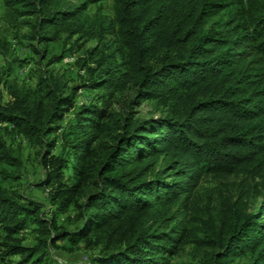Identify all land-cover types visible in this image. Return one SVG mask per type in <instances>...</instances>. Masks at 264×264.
<instances>
[{"label":"trees","instance_id":"obj_1","mask_svg":"<svg viewBox=\"0 0 264 264\" xmlns=\"http://www.w3.org/2000/svg\"><path fill=\"white\" fill-rule=\"evenodd\" d=\"M0 1L47 65L96 42L81 87L43 74L3 102L0 67V264H169L185 246L193 264H264V0ZM142 102L160 115L135 118ZM17 138L39 149L46 212L19 184ZM239 177L232 198L196 204L201 180Z\"/></svg>","mask_w":264,"mask_h":264},{"label":"rangeland","instance_id":"obj_2","mask_svg":"<svg viewBox=\"0 0 264 264\" xmlns=\"http://www.w3.org/2000/svg\"><path fill=\"white\" fill-rule=\"evenodd\" d=\"M72 4L76 5L85 0H68ZM3 15L2 3L0 1V20ZM0 35L7 39L11 46L10 53L6 57H0V67H4L9 70L3 79L1 84L2 101L6 102L7 89L12 83H17L18 85H26L32 87L40 75L53 74L59 77L61 80L66 82L68 87H81L84 83L86 74L82 69V65L91 66L87 57V50L95 47L96 42L89 41L83 44L79 52H76L72 45L66 47V52L63 55V60L47 65L50 55L41 60L39 56H36L32 50L27 46L25 40L22 39L21 35L26 33L25 29L20 31V33H15L6 29V24L0 21ZM17 37H16V36ZM81 43V42H80ZM60 49L56 48L54 50L55 54L60 53ZM90 93L87 91H81L77 95L78 104H88ZM120 110L122 108V103L116 106ZM133 115L139 120L156 118L160 115L159 112H154L153 108L149 106L147 102H142L141 105L133 109ZM72 118V113L67 114L63 117L61 124L65 126L69 120ZM10 146L21 153L22 168H21V180L19 184L24 190V194L27 198L36 200L43 207V212L48 210V204L46 201V192L44 188L38 187V183L43 179L44 173L39 167V149L31 148L27 145L25 141L21 138L15 139L13 142L9 143ZM58 149V146H56ZM57 149H54L52 153L56 154ZM254 182H249L252 187L255 186ZM242 178H231L228 181L219 183L213 179H203L199 182L195 193V202L198 206L204 207L210 203H214L215 198L218 193H222L228 198H232L234 195L238 194L239 185H241ZM261 198H252L251 205L255 210L260 204ZM65 216L60 217V221ZM185 223V222H184ZM27 236L26 243L30 244L29 236L30 233H23ZM192 246H185L182 251L178 253L177 256L170 259L169 264H193L196 262L198 255L193 252ZM51 260L61 264H88L87 257L84 251H77L75 253H65L62 251L52 250L50 252ZM14 257L13 260H17Z\"/></svg>","mask_w":264,"mask_h":264}]
</instances>
